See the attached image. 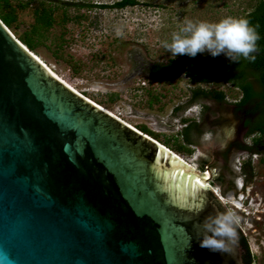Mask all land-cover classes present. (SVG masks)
Segmentation results:
<instances>
[{
	"label": "water",
	"instance_id": "water-1",
	"mask_svg": "<svg viewBox=\"0 0 264 264\" xmlns=\"http://www.w3.org/2000/svg\"><path fill=\"white\" fill-rule=\"evenodd\" d=\"M151 139L0 22V264H253L238 228L227 251L200 247L205 217L225 209Z\"/></svg>",
	"mask_w": 264,
	"mask_h": 264
},
{
	"label": "rangeland",
	"instance_id": "rangeland-1",
	"mask_svg": "<svg viewBox=\"0 0 264 264\" xmlns=\"http://www.w3.org/2000/svg\"><path fill=\"white\" fill-rule=\"evenodd\" d=\"M117 1L86 0L93 8H68V16L82 14L86 19L77 25L67 24L60 49L56 45L63 29L55 26L44 43L31 53L83 97L133 128L144 126L155 133L158 144L174 140L179 143L182 120H198L199 106H190L173 115L172 109L187 96V86L182 79L157 83L140 77L131 84L119 85L129 65L126 53L136 48L149 61L172 58L165 45L171 43L173 33L179 32L187 20L216 23L235 17L247 9L249 0H208L212 7L207 11H203L200 2L191 11L193 0H139L133 7L99 8ZM202 88L226 89L222 84ZM228 90L227 98L232 100L235 91ZM147 91L158 99L151 107L147 105ZM111 94L117 97L109 102ZM204 103L208 111L204 112L200 125L202 134L194 136L196 145L189 147L190 154L176 155L195 171L211 173L213 182H208L209 190L224 209L230 208L240 216L238 228L254 256L253 264H264V164L252 158L249 167H243L248 154L238 148L248 141L244 140L238 117L230 105Z\"/></svg>",
	"mask_w": 264,
	"mask_h": 264
},
{
	"label": "trees",
	"instance_id": "trees-1",
	"mask_svg": "<svg viewBox=\"0 0 264 264\" xmlns=\"http://www.w3.org/2000/svg\"><path fill=\"white\" fill-rule=\"evenodd\" d=\"M86 0L79 2H69L63 0H0V22L6 29L18 40L29 52L44 43L50 30L58 26L63 29L59 38L57 49H60L63 41L64 28L71 23L77 25L84 19L82 15L68 16L67 10L70 7L76 9L82 7H90ZM139 0H119L110 6H102L99 8H115L122 9L125 7H133L138 4ZM203 3V11L210 9L211 3L208 0H193L194 6ZM246 10L240 12L235 18H246L250 25L253 26L258 35L257 50L253 55L254 60L240 58L239 62H230L228 58L219 55L212 57L210 54H197L196 57L187 55L169 58L164 62H158L153 68L152 74L161 81H169L178 74L183 73L191 82L196 83L197 87L192 91L190 99L183 105L176 106L172 109L173 115L182 112L187 106H199V119L186 120L183 119L184 126L181 128L178 136L181 141L176 140L169 143L163 141L160 143L170 151L177 153L190 154V146H195L196 137L202 134L201 124L204 121L203 114L208 111V106L204 102H212L213 104H226L225 95L222 91L216 89H202L200 84L217 86L222 82L228 83L230 89H235L240 94L239 101L235 104L233 113H243L241 117L242 125L247 128L246 134L258 133L256 139H252L253 152L257 151V147L261 144L262 129L264 127V0H249ZM161 8L162 6H157ZM149 97L147 105L151 107L157 103L158 99L151 92L147 91ZM117 95L111 94L109 102L115 100ZM230 105L231 103L228 102ZM226 105H229V104ZM257 113V114H256ZM256 114V115H255ZM250 115H255L250 117ZM142 134H145L157 141L158 136L149 131L144 126L135 128ZM176 139V138H175ZM158 142V141H157ZM241 149H248L243 146ZM225 159L227 153L224 152ZM250 161L244 162L245 168L249 167ZM203 165V164H201ZM200 165V169H201ZM221 180V177L217 179ZM238 228V227H237ZM239 229V228H238ZM240 231V230H239ZM241 233V231H240ZM242 235V233H241ZM244 238L246 245L247 241ZM248 247V245H247ZM250 253V252H249ZM252 263L254 256L250 253Z\"/></svg>",
	"mask_w": 264,
	"mask_h": 264
},
{
	"label": "clouds",
	"instance_id": "clouds-1",
	"mask_svg": "<svg viewBox=\"0 0 264 264\" xmlns=\"http://www.w3.org/2000/svg\"><path fill=\"white\" fill-rule=\"evenodd\" d=\"M259 38L246 18L226 17L216 23L187 20L179 32L173 33L171 43L165 47L173 58L181 55L194 58L207 52L212 57L223 54L230 62L238 63L241 57L255 59L253 53L257 50ZM239 224L240 216L230 208L209 214L201 224L200 247L213 252L227 251L228 246L238 239Z\"/></svg>",
	"mask_w": 264,
	"mask_h": 264
},
{
	"label": "flooded vegetation",
	"instance_id": "flooded-vegetation-1",
	"mask_svg": "<svg viewBox=\"0 0 264 264\" xmlns=\"http://www.w3.org/2000/svg\"><path fill=\"white\" fill-rule=\"evenodd\" d=\"M73 8H75V7H73ZM82 8L83 9H89V8H93V7L90 6V7H82ZM103 9H106V8H103ZM79 15H82V14H79ZM82 16L84 17V19H86L84 15H82ZM124 43L127 45V42H124ZM132 53H133V55H132ZM125 59L127 60L129 65L126 66V69L124 71V75L121 78V80L119 81V85L131 84L135 79L140 78V77L145 78L148 81H154L157 83H170L173 81L179 82V80L182 79L183 82L185 83V85L187 86V89H185L187 91V96L185 98H183V100L181 102H178V104H176L175 107L185 104L190 99L192 91L195 90L197 87L196 83L191 82L183 73L178 74L176 77H174L173 79L166 81V82L158 80L157 78L154 77L152 72H153V68H154L155 64L158 63L159 61L147 60L144 57V54L142 52H139L136 48L133 49L132 52L131 51L127 52ZM162 62H164V61H162ZM114 84L118 85L116 83H114ZM220 84H222L226 87L225 90L222 89L220 91H222L223 94L225 95L224 99L226 101V104L228 102L231 103V105L229 103L228 104L230 105V107L233 111L235 104L239 101L241 96L235 89H231L232 91H235V93L233 95L234 98H232V100H229L227 98L228 97L227 95L229 94L228 89L231 87L226 82H222ZM142 85H143L142 87H145L144 86L145 84H142ZM203 86H207V85L206 84L205 85H203V84L199 85L200 88H202ZM139 89H141V88H139ZM202 89H205V88H202ZM207 89L211 90L212 88H207ZM216 90H218V89H216ZM187 108H189V107L187 106L184 110H187ZM255 115H253V116H255ZM236 116L238 117L239 128L243 132V138H244V140L248 141V143L246 144V147L248 149H246V150L241 149L243 146H245V144H242V146L239 145L238 149H241L240 151H244L248 154L247 160L251 161V159L254 158L258 163L264 164V127L262 129L261 144L258 145L257 151L253 152V150H252V148H250V146L252 145L251 144L252 139H256L257 137H259L258 133H251V134L247 135L246 134L247 128L242 125V120H241V117L244 116V114L243 113H237ZM253 116L250 115V117H253ZM210 175H211V173H210ZM211 178H212V175L209 178L210 183L213 182V179L211 180Z\"/></svg>",
	"mask_w": 264,
	"mask_h": 264
},
{
	"label": "bare ground",
	"instance_id": "bare-ground-1",
	"mask_svg": "<svg viewBox=\"0 0 264 264\" xmlns=\"http://www.w3.org/2000/svg\"><path fill=\"white\" fill-rule=\"evenodd\" d=\"M23 46V45H22ZM30 54L38 61L40 62L44 68L47 70V72H49V74L51 76H53L54 78H56L58 81H60L62 84H64L67 88H69L70 90H72L74 93L78 94L79 96H82L80 95L77 91H75L69 84H67L65 81H63L62 79H60L57 75H55L53 72H52V69H50L43 61H41V59H39L36 55H34L33 53L30 52ZM83 97V96H82ZM85 98V97H83ZM86 100H88L87 98H85ZM89 102L93 103L92 101L88 100ZM94 105H96L95 103H93ZM98 106V108H100L101 110L105 111L106 113L110 114L111 116H113L114 118H116L117 120H119L120 122H123L125 125H127L128 127L134 129L135 131H137L135 128H133L132 126H130L129 124L125 123L124 121H122L121 119H119L117 116H115L114 114L110 113L109 111L105 110L104 108L100 107L99 105H96ZM138 132V131H137ZM147 136V135H146ZM148 137V136H147ZM150 138V137H148ZM151 139V138H150ZM153 140V139H151ZM156 142V141H154ZM157 143V142H156ZM157 145L159 147H163L162 145L158 144ZM166 151L170 152L171 154H173L178 160H180L185 166H187L190 170H192L194 173H196V171L194 170V168L188 163L186 162L183 158L181 159L178 155L174 154L173 152H171L170 150L166 149L165 147H163ZM208 172V171H207ZM197 174V173H196ZM206 184L207 186L209 187L208 185V182L207 180H209L210 178V174L209 173H201V175L197 174Z\"/></svg>",
	"mask_w": 264,
	"mask_h": 264
},
{
	"label": "built area",
	"instance_id": "built-area-1",
	"mask_svg": "<svg viewBox=\"0 0 264 264\" xmlns=\"http://www.w3.org/2000/svg\"><path fill=\"white\" fill-rule=\"evenodd\" d=\"M205 172H206V171H205ZM205 172H204V173H205Z\"/></svg>",
	"mask_w": 264,
	"mask_h": 264
}]
</instances>
